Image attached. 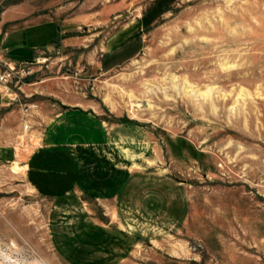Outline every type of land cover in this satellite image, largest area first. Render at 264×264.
<instances>
[{"label":"rangeland","instance_id":"1","mask_svg":"<svg viewBox=\"0 0 264 264\" xmlns=\"http://www.w3.org/2000/svg\"><path fill=\"white\" fill-rule=\"evenodd\" d=\"M8 5L59 33L0 86V264H264V0Z\"/></svg>","mask_w":264,"mask_h":264},{"label":"crops","instance_id":"2","mask_svg":"<svg viewBox=\"0 0 264 264\" xmlns=\"http://www.w3.org/2000/svg\"><path fill=\"white\" fill-rule=\"evenodd\" d=\"M26 16L22 14V10L19 7H15L14 5H8L0 12V54L8 61L16 63L31 61L35 58L38 50L53 47V44L56 42L59 33L57 22L46 15ZM117 32L108 39L109 42L112 40L109 45L110 49L115 48L122 39L113 41L114 35ZM84 119L86 122L81 127L82 129L78 128L83 138L82 141H106L108 132L104 129L103 124L99 123L93 116ZM65 128V124L57 127L51 125L47 131L46 129L44 130L37 144L28 146L31 155L25 156L23 166L26 168V171H30V178H34V183H38L35 176L39 175L40 166L36 164V159L32 158V155L43 148L47 150H64V147L69 143L67 133L63 132ZM19 152L20 150L18 149L14 156L13 151H11L7 156H11L12 154V157H16ZM69 188L70 186L66 184L63 190L67 192Z\"/></svg>","mask_w":264,"mask_h":264},{"label":"built area","instance_id":"3","mask_svg":"<svg viewBox=\"0 0 264 264\" xmlns=\"http://www.w3.org/2000/svg\"><path fill=\"white\" fill-rule=\"evenodd\" d=\"M21 64H26V62H20ZM15 70V64L11 61L4 59L0 54V86L7 88L9 80L13 76V71ZM39 109V104L36 102L21 104L19 108L20 113V123L22 126V131L28 133L31 129V116L37 112ZM13 149L16 150L15 147Z\"/></svg>","mask_w":264,"mask_h":264}]
</instances>
